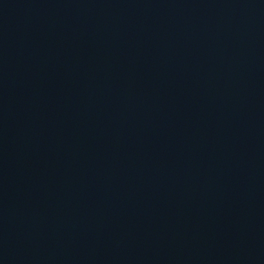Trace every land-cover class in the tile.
Here are the masks:
<instances>
[{"label": "water", "instance_id": "obj_1", "mask_svg": "<svg viewBox=\"0 0 264 264\" xmlns=\"http://www.w3.org/2000/svg\"><path fill=\"white\" fill-rule=\"evenodd\" d=\"M0 264H264V0H0Z\"/></svg>", "mask_w": 264, "mask_h": 264}]
</instances>
